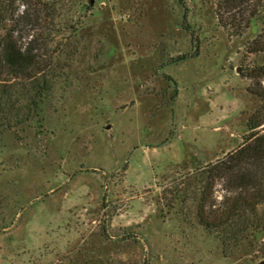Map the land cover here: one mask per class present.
<instances>
[{"label": "rangeland", "instance_id": "rangeland-1", "mask_svg": "<svg viewBox=\"0 0 264 264\" xmlns=\"http://www.w3.org/2000/svg\"><path fill=\"white\" fill-rule=\"evenodd\" d=\"M2 1L55 18L42 113L0 126V264H264V232L226 255L197 215L262 103L264 0Z\"/></svg>", "mask_w": 264, "mask_h": 264}, {"label": "trees", "instance_id": "trees-1", "mask_svg": "<svg viewBox=\"0 0 264 264\" xmlns=\"http://www.w3.org/2000/svg\"><path fill=\"white\" fill-rule=\"evenodd\" d=\"M246 1L238 0L237 4L243 7ZM230 3L235 5L236 1ZM32 9L12 13L9 19L14 26L9 28L0 0V126L7 128L38 119L54 88L49 41L42 38L38 28L41 21L53 22L55 14L52 6H40L37 1ZM186 57L181 55L172 61ZM258 96L262 103L250 115L242 142L207 166V184L197 213L205 229L218 233L226 255L247 230L264 232V90ZM216 181L221 183L223 193L216 203L208 204Z\"/></svg>", "mask_w": 264, "mask_h": 264}]
</instances>
